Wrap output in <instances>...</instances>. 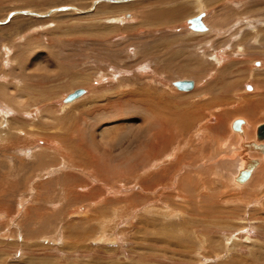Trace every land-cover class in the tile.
Here are the masks:
<instances>
[{
  "label": "rangeland",
  "instance_id": "obj_1",
  "mask_svg": "<svg viewBox=\"0 0 264 264\" xmlns=\"http://www.w3.org/2000/svg\"><path fill=\"white\" fill-rule=\"evenodd\" d=\"M263 5L0 0V264H264V166L247 197L215 165L234 118L264 123ZM199 179L237 191L195 202Z\"/></svg>",
  "mask_w": 264,
  "mask_h": 264
},
{
  "label": "bare ground",
  "instance_id": "obj_2",
  "mask_svg": "<svg viewBox=\"0 0 264 264\" xmlns=\"http://www.w3.org/2000/svg\"><path fill=\"white\" fill-rule=\"evenodd\" d=\"M102 1H110V2H112V1H114L115 2V0H102ZM127 1H129V0H120V2H127ZM263 1V0H262ZM198 2L199 1H196V4L198 5ZM119 3V2H118ZM200 3V2H199ZM94 5H96V3H94L93 4V9L96 7V6H94ZM175 6V5H174ZM264 6V5H263ZM199 7H201V6H198V8ZM65 8V7H64ZM133 8V7H132ZM168 8V7H167ZM189 8V7H188ZM72 9H74V8H72ZM162 9V8H161ZM186 9H185V6L183 5V4H180V5H178V6H175V7H173V8H170V9H168V10H166V8H165V10L163 9V10H159V9H155V10H151V12H152V18H159V16L160 15H162V16H165V18H167L168 20H171V21H173L175 18H177V16L179 15V14H182L184 11H185ZM188 10V9H187ZM91 11V10H90ZM245 11H247V10H245ZM50 12V11H49ZM51 12H53V11H51ZM26 13V12H25ZM30 13V12H29ZM32 13V12H31ZM203 13H204V16L202 17V18H200V21H201V23H202V25L203 26H205V28H206V30H194V29H192V28H190L189 27V24H188V22H187V20L188 19H186V22H185V28L187 29V30H189V32H188V34H193V33H190V31L191 32H207L208 30H210V28H209V26L207 25V20H205V16H206V13H205V11H203ZM19 14V13H18ZM35 15H44L45 13H43V12H41V13H34ZM33 15V14H32ZM122 16H124V15H122ZM147 18H149L148 16H146ZM194 17V16H193ZM192 18V17H191ZM222 20V19H221ZM148 21V20H147ZM183 21V20H182ZM209 21V20H208ZM213 22V21H212ZM214 22L216 23V19H214ZM213 22V23H214ZM208 24H210V23H208ZM218 24V23H217ZM212 25V24H211ZM249 26V25H248ZM253 26V25H252ZM255 27V26H254ZM218 28V27H217ZM186 29H185V31H186ZM213 32H216V34H217V32L218 31H214L213 30ZM197 33V34H198ZM195 34V33H194ZM204 34V33H203ZM225 43V42H224ZM210 55V54H209ZM202 56H205L204 54H202ZM206 57V56H205ZM183 71V70H182ZM223 71H226V70H223ZM222 71V72H223ZM216 72V71H215ZM220 73V72H219ZM221 75H222V73H220ZM220 75V76H221ZM221 79H222V77H221ZM182 80V79H181ZM193 81V80H192ZM258 81V80H257ZM224 82V81H223ZM228 82V81H227ZM259 82V81H258ZM257 82V83H258ZM193 83H194V86H193V88L191 89V90H189V91H182V90H179V91H182V92H190V91H192L193 89H194V87H195V82L193 81ZM220 83V82H219ZM225 83V82H224ZM223 83V84H224ZM221 84V83H220ZM170 85L171 86H173V84H172V82H170ZM217 85V84H216ZM254 85V84H253ZM257 85V84H256ZM218 86V85H217ZM220 86V85H219ZM229 86V85H228ZM175 87V86H174ZM230 87V86H229ZM176 88V87H175ZM250 88V85H246V89H249ZM84 89V93L81 95V96H79L78 98H76V99H74V100H72V101H70V102H64V97L67 95H65L63 98H62V100H61V102L59 103L61 106H66V105H68L69 106V104L71 105V104H73L74 102H76V101H78L80 98H82V97H84V96H86L87 95V93H88V90L87 89H85V88H83ZM177 89V88H176ZM224 89V88H223ZM225 89H226V87H225ZM224 89V90H225ZM228 89V88H227ZM260 90V89H259ZM262 91V90H261ZM1 92H3V91H1ZM72 92V91H71ZM263 92V91H262ZM259 93V92H258ZM205 94V93H204ZM264 97V96H263ZM178 98V97H177ZM254 100V99H253ZM248 101V100H247ZM250 101V100H249ZM253 102V101H252ZM247 103V102H246ZM249 103H251V102H249ZM264 103V102H263ZM257 110V109H256ZM242 110H240V112H241ZM258 112V111H257ZM243 113V112H242ZM170 114V113H169ZM190 117V116H189ZM192 117V116H191ZM172 118V117H171ZM173 118H175V116H173ZM185 118V117H184ZM193 118V117H192ZM239 118H241V117H239ZM180 119V118H179ZM181 119H183V116H181ZM215 119V118H214ZM214 119L213 118H209V123L208 124H211V123H213L214 122ZM234 119H236V118H234ZM233 119V120H234ZM241 119H243V124L241 125V132H238V131H235V130H233L232 129V126H231V124H232V121L230 122V124H229V127H230V131H231V134H229L227 137H225L224 139H222L221 141H219L220 139H218V149H216V153L217 154H219V156H220V159H217L218 161L217 162H219L218 164H215L216 166L217 165H219L220 166V172H221V170H226L225 172L227 173V176H228V180H230V182L234 185V186H236V187H241V188H243V187H245L246 186V188L247 189H245L244 191H243V193L245 192V193H247L248 195H246L247 197L249 196V195H252V194H254V193H256V192H258L259 193V183L258 184H252L251 185V187H250V185L248 184L249 182H250V180L252 179V177H253V175L260 169L261 170V166L263 165L264 166V156H263V154L261 153V152H259V151H256V150H247L246 151V156L249 158V159H256L257 160V163L256 164H254V166L252 167V169L250 170V172H249V175H248V178L244 181V182H238L237 180H236V177H237V175H238V173H239V171L241 170V169H243L244 167H245V165H246V160H244L243 159V156H244V154H242L243 152H242V150H243V148L240 146V143H243V142H253V143H255V144H259V143H262V144H264V139L263 140H257L256 139V130H257V127H258V125L255 127V129H254V137L253 138H249L248 137V135L245 133V127H246V129L247 130H249L250 129V126L248 125V122H247V120L246 119H244V118H241ZM185 120V119H184ZM190 122V121H189ZM250 122V121H249ZM202 127H204L202 130L203 131H206L205 133L206 134H208V130H210V128H208V127H206V125H202ZM104 128V127H103ZM107 130V129H106ZM200 130V129H199ZM108 131V130H107ZM211 131V130H210ZM202 132V131H201ZM108 134H109V132L108 133H106V131L105 130H101V132H100V138H107V136H108ZM204 135V134H203ZM208 137V136H207ZM206 137V138H207ZM200 140V139H199ZM37 142H41V143H43L42 141H40V140H38V141H36V143ZM46 143V142H45ZM39 143H37V145H38ZM104 144H105V142H104ZM39 146V145H38ZM45 146V145H44ZM53 146V144H51L50 145V148ZM38 148H40V147H37V149ZM43 148V147H42ZM53 148V147H52ZM54 149V148H53ZM214 149V148H213ZM223 149H224V151H223ZM45 150V149H44ZM43 150V151H44ZM46 151V150H45ZM214 151V150H213ZM47 152V151H46ZM215 152V151H214ZM213 152V153H214ZM213 156V155H212ZM219 158V157H218ZM201 165V164H200ZM210 166V165H209ZM216 166H211L210 168V174L212 173V175L214 174L216 177H218L221 173L219 172V171H217V172H215L214 170H218V169H216ZM206 167H208V166H206ZM219 168V167H218ZM262 171V170H261ZM256 175V174H255ZM257 175H259V177H260V179H262L263 178V176H264V173H262V172H260V173H258ZM185 176V175H184ZM190 177V176H189ZM215 177V178H216ZM262 177V178H261ZM220 178V177H219ZM255 178V177H254ZM192 179V178H191ZM190 179V180H191ZM200 181H201V183H202V185H196L195 183V188H196V191H195V198L197 199V200H195V202L197 201V202H200V200H201V198L203 197V190H205V191H213L214 189H213V187L217 184H220L221 185V189H222V193H218V195H222L221 196V198L223 197V196H225L226 197V199H228V200H230V199H232V197L231 196H233L234 195V193H236V192H233V191H237V189H235V188H233V187H231L230 186V184L227 182V179H226V182H223V181H218V180H216V182H204V180H201V179H199ZM210 180V179H209ZM224 180V179H223ZM259 180V179H258ZM208 181V180H207ZM257 181V180H256ZM221 182V183H220ZM259 182V181H258ZM191 183V182H190ZM48 189V188H47ZM142 189V188H141ZM263 191V190H262ZM233 192V193H232ZM215 193V192H214ZM261 194V193H260ZM179 195V197H181L182 199L183 198H185L184 197V194H182V193H179L178 194ZM208 195V194H207ZM231 195V196H230ZM262 195V194H261ZM235 196V195H234ZM245 195H243L242 196V199H248L247 197H246ZM228 197V198H227ZM260 197V196H259ZM262 197V196H261ZM215 198V197H214ZM241 200V199H240ZM182 202V201H181ZM226 202V201H225ZM229 202H236L235 204H237L238 202L236 201V199L235 200H232V201H229ZM262 202V201H261ZM201 206V205H200ZM204 206H205V204H204ZM208 206V205H207ZM136 207V206H135ZM203 207V206H202ZM206 207V206H205ZM204 207V208H205ZM207 208H209V207H207ZM200 210V209H199ZM216 210V209H215ZM215 210H213L212 209V211H214V213H215ZM227 210V209H226ZM166 212H167V209L165 210ZM191 211H193V210H191ZM194 211H196V209L194 210ZM193 211V212H194ZM192 212V213H193ZM223 212L225 213L226 211L225 210H223ZM196 213H198V212H196ZM212 213V212H211ZM217 213V212H216ZM224 213H222V214H224ZM170 214V213H169ZM195 213H193L192 215H194ZM200 215L202 214V213H199ZM209 214V213H208ZM197 215V214H196ZM203 215V214H202ZM204 216V215H203ZM205 216H206V214H205ZM168 217V216H167ZM199 217H201V216H199ZM207 217V216H206ZM210 218V217H209ZM120 219V218H119ZM256 219V218H255ZM203 220V219H202ZM207 220H208V218H207ZM220 223V222H219ZM184 228V227H183ZM182 228V229H183ZM192 229V228H191ZM184 230V229H183ZM205 230H206V227H205ZM194 234H196V233H194ZM188 238V237H187ZM93 239V238H92ZM173 241V240H172ZM232 242V244H234V242L233 241H231ZM173 245V244H172Z\"/></svg>",
  "mask_w": 264,
  "mask_h": 264
},
{
  "label": "water",
  "instance_id": "obj_3",
  "mask_svg": "<svg viewBox=\"0 0 264 264\" xmlns=\"http://www.w3.org/2000/svg\"><path fill=\"white\" fill-rule=\"evenodd\" d=\"M112 2H114V1H112ZM31 14H34V13H31ZM9 16H11V15H9ZM189 23H190V28H192L194 30L205 29V26H203L201 21H200V15L189 19ZM172 84L177 89L182 90V91H189L194 86V83L191 79L176 80V81L172 82ZM83 93H84L83 88H76L72 92L68 93L64 97L63 100H64V102H70V101L78 98L79 96H81ZM243 122L244 121L241 118L234 119L232 121V124H231L232 129L235 131L241 132V125L243 124ZM256 139L257 140H263L264 139V123H261L258 125L257 130H256ZM240 146L243 148V150H242V152H243L242 154H244L243 159L246 160L247 162H246L245 167L239 171V173L236 177V180L238 182H244L248 178L249 172L252 169V167L254 166V164L257 163L256 159H249L246 156V151L254 149L256 151L261 152L264 156V144H262V143L255 144L253 142H243V143H240Z\"/></svg>",
  "mask_w": 264,
  "mask_h": 264
}]
</instances>
